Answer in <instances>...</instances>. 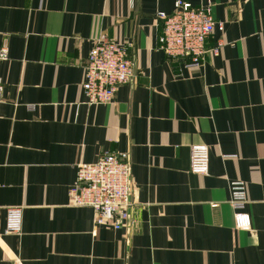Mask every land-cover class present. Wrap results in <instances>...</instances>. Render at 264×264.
<instances>
[{
    "label": "crops",
    "instance_id": "1",
    "mask_svg": "<svg viewBox=\"0 0 264 264\" xmlns=\"http://www.w3.org/2000/svg\"><path fill=\"white\" fill-rule=\"evenodd\" d=\"M176 0H0V264H264V0L211 3L223 47L197 68L158 49ZM104 34L127 45L133 78L88 105L84 64ZM209 152L189 172L190 148ZM123 153L129 218L119 230L71 205L76 165ZM245 183L251 228L229 184ZM22 207L20 235L6 210Z\"/></svg>",
    "mask_w": 264,
    "mask_h": 264
},
{
    "label": "built area",
    "instance_id": "2",
    "mask_svg": "<svg viewBox=\"0 0 264 264\" xmlns=\"http://www.w3.org/2000/svg\"><path fill=\"white\" fill-rule=\"evenodd\" d=\"M161 21L158 49L171 60L188 59L186 68H197L207 53L217 55L223 41L217 40L211 48L207 39L215 32L224 30V24L213 20L211 3L192 7L190 3L176 0L171 13H157ZM6 49L0 50V60H5ZM133 78V63L127 56V45L117 43L101 34L93 40L92 48L84 64L82 91L88 105H110L121 85ZM4 85L0 83V102ZM209 165L208 148L194 145L190 148L189 172L207 175ZM228 203L234 210L235 226L251 228L250 215L245 211L248 203L245 183L232 181L229 184ZM71 205L93 210L94 224L109 225L119 230L129 218L130 177L126 155L123 153L103 154L94 163L76 165L75 180L69 190ZM22 207L6 210L5 234L20 235Z\"/></svg>",
    "mask_w": 264,
    "mask_h": 264
}]
</instances>
